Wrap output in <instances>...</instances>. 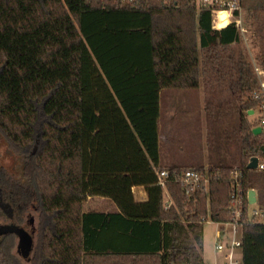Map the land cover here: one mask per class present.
<instances>
[{"label":"trees","instance_id":"trees-1","mask_svg":"<svg viewBox=\"0 0 264 264\" xmlns=\"http://www.w3.org/2000/svg\"><path fill=\"white\" fill-rule=\"evenodd\" d=\"M253 18L264 39V12ZM240 42L233 24L213 29L195 0H0V134L20 166L0 184L14 203L37 202L34 264H205L203 222L230 219L233 166L242 188L264 196V170L247 168L264 140L244 117L256 77ZM202 85L227 89L225 105L241 112L240 159L190 166L209 174L207 192L163 187L160 91ZM214 105L206 101L208 116ZM137 185L145 201L135 200ZM91 196L116 210H84ZM240 248L242 264H264V224L244 225Z\"/></svg>","mask_w":264,"mask_h":264},{"label":"rangeland","instance_id":"rangeland-1","mask_svg":"<svg viewBox=\"0 0 264 264\" xmlns=\"http://www.w3.org/2000/svg\"><path fill=\"white\" fill-rule=\"evenodd\" d=\"M264 12V0H241V16L243 32H241L240 48L243 60L253 78L255 65L264 66L263 46L264 39L255 31L254 13ZM212 101L219 107L218 112H211L208 116L205 108L206 101ZM230 92L217 88L215 91L207 90L202 86L191 89L164 88L160 91V119H159V165L166 167L170 164L181 166L231 164L240 157V124L241 112L231 106ZM221 103V104H220ZM233 103V102H232ZM220 104V105H219ZM211 108V107H210ZM257 114L244 113V117L253 122ZM211 139V147L208 140ZM36 149V144L34 145ZM0 153L13 154L15 162L14 177H19L20 166L17 152L7 139L0 134ZM240 159V158H239ZM18 161V162H17ZM240 161V160H239ZM17 162V164H15ZM98 198V197H95ZM109 202L114 204L110 199ZM15 203L17 224L22 226L35 242L37 235V202L31 199L25 203ZM257 206V205H252ZM84 210H107V206L96 205L95 201H86ZM208 217L203 222L202 254L205 264H225L224 251L215 250V228L210 224ZM7 222L0 213V224ZM240 237V232L236 235ZM0 247L5 253V264H34V255L30 251L22 257L19 241L14 235L4 236L0 239ZM235 259L241 261V248L234 250Z\"/></svg>","mask_w":264,"mask_h":264},{"label":"built area","instance_id":"built-area-1","mask_svg":"<svg viewBox=\"0 0 264 264\" xmlns=\"http://www.w3.org/2000/svg\"><path fill=\"white\" fill-rule=\"evenodd\" d=\"M118 1L122 3H136L141 0ZM159 1L169 3L175 0ZM195 5L197 13L204 9L211 12L213 29H221L233 24L240 33L243 32L241 0H195ZM222 12H225L227 17V23L225 25H222L218 18V15ZM254 68L256 83L252 89L251 98L254 100L255 106L251 109L253 110L252 114L255 113L257 115L255 121H253L255 123L253 127H260L259 134L264 140V66L255 65ZM253 156L257 157V164L256 167L250 169L264 170V148L258 155ZM157 177V184L165 187L167 181L176 180L181 183L186 192L197 188L207 192L210 181V176L207 172H202L195 167H185L181 171L161 168L158 171ZM243 178V170L238 165H234L230 170V181L233 189L226 206L230 214V219L221 222L211 219L209 221L215 228V250L224 251L223 257L226 260L225 264H239L238 260L235 259L234 250L236 247H240L243 226L246 224H264V196H261L259 191L254 187L242 188ZM250 190H254L253 201L249 197ZM170 204L171 200L167 199L165 206L168 207ZM254 204L257 206L251 207ZM239 232L240 237L237 238L236 235Z\"/></svg>","mask_w":264,"mask_h":264},{"label":"water","instance_id":"water-1","mask_svg":"<svg viewBox=\"0 0 264 264\" xmlns=\"http://www.w3.org/2000/svg\"><path fill=\"white\" fill-rule=\"evenodd\" d=\"M253 112L252 109L248 110V113L251 114ZM252 132L254 134H258L260 132V127L256 126L252 128ZM257 164V157L252 156L250 158V161L247 163V168H254L256 167ZM1 192V188H0ZM249 197L253 201L254 200V190L249 191ZM0 208L2 211L8 216L12 217V207L10 204L3 202L2 201V196L0 194ZM7 232H15L16 234L19 235L20 242H19V247L21 250L22 256L26 257L31 250V245H32V237L31 235L22 227H19L17 225H9V226H0V235L7 233Z\"/></svg>","mask_w":264,"mask_h":264},{"label":"flooded vegetation","instance_id":"flooded-vegetation-1","mask_svg":"<svg viewBox=\"0 0 264 264\" xmlns=\"http://www.w3.org/2000/svg\"><path fill=\"white\" fill-rule=\"evenodd\" d=\"M16 157V156H15ZM14 155L13 154H8L7 155H2L0 153V175L5 173V174H10L12 177H14L15 175V171H14V167L13 164L11 163V161H13V163L16 161ZM17 159L19 161V158L17 156ZM17 161V162H18ZM17 162L15 164H17ZM0 188H1V196H2V201L3 202H6L8 204H10V206L12 207V217H8L3 211L2 209L0 208V213L4 216V218L6 219L7 222L3 223V224H0V226H9V225H17L19 227H22L20 226L19 224H17V218H16V212H15V201L13 199V197L11 196V192L10 193H6V190L4 188V186L2 184H0ZM8 235H14L15 237H17L18 241L20 242V238H19V235L16 234L15 232H7V233H4V234H1L0 235V239L4 236H8ZM32 237V236H31ZM1 241V240H0ZM33 243V241H32Z\"/></svg>","mask_w":264,"mask_h":264},{"label":"crops","instance_id":"crops-1","mask_svg":"<svg viewBox=\"0 0 264 264\" xmlns=\"http://www.w3.org/2000/svg\"><path fill=\"white\" fill-rule=\"evenodd\" d=\"M172 165H177V164H170L169 166H166V167L161 166V167L162 168H169ZM132 191L134 193L135 200H137V201H145L147 199V193H146V190H145V186L144 185L134 186L132 188ZM95 197H98V196H91V197H89L87 199V201L94 200L95 203H96V205H103V206L105 205V206H107L108 209L107 210H103V211H114V210H116L115 204H111L109 202V199L108 198H105V197L95 198ZM216 261H217V258L215 256V258H214V264H217Z\"/></svg>","mask_w":264,"mask_h":264},{"label":"bare ground","instance_id":"bare-ground-1","mask_svg":"<svg viewBox=\"0 0 264 264\" xmlns=\"http://www.w3.org/2000/svg\"><path fill=\"white\" fill-rule=\"evenodd\" d=\"M218 18H219V22L222 24V25H225L227 23V17H226V13L225 12H222L218 15Z\"/></svg>","mask_w":264,"mask_h":264}]
</instances>
